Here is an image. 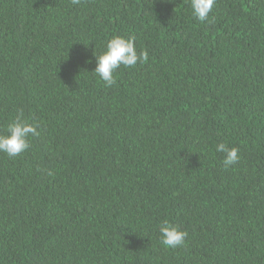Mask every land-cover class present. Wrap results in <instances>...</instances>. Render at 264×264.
Here are the masks:
<instances>
[{
    "label": "trees",
    "instance_id": "16d2710c",
    "mask_svg": "<svg viewBox=\"0 0 264 264\" xmlns=\"http://www.w3.org/2000/svg\"><path fill=\"white\" fill-rule=\"evenodd\" d=\"M117 35L148 60L107 87ZM21 110L39 136L0 152V264H264V0L203 23L189 0H0V132Z\"/></svg>",
    "mask_w": 264,
    "mask_h": 264
},
{
    "label": "clouds",
    "instance_id": "9594fccd",
    "mask_svg": "<svg viewBox=\"0 0 264 264\" xmlns=\"http://www.w3.org/2000/svg\"><path fill=\"white\" fill-rule=\"evenodd\" d=\"M73 5L81 4V0H71ZM216 0H189L192 16L200 22L209 21ZM148 60L147 50H137L134 37L113 36L107 41L105 50L95 55L96 67L93 73L100 78L105 86L111 87L116 83L115 73L121 66L134 67L137 63L143 64ZM39 136L38 125L23 118V112L7 125L5 132H0V152L8 157L15 158L30 149V137ZM216 151L224 153L223 165L228 168L239 162V149L229 148L226 143L216 145ZM161 244L165 248L182 247L186 243L187 231L173 226L168 219L159 225Z\"/></svg>",
    "mask_w": 264,
    "mask_h": 264
}]
</instances>
